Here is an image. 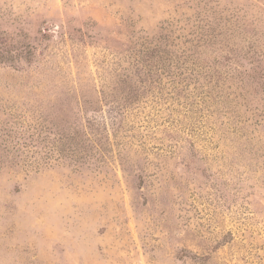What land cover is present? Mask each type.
I'll return each instance as SVG.
<instances>
[{"label": "rangeland", "instance_id": "obj_1", "mask_svg": "<svg viewBox=\"0 0 264 264\" xmlns=\"http://www.w3.org/2000/svg\"><path fill=\"white\" fill-rule=\"evenodd\" d=\"M0 264H264V0H0Z\"/></svg>", "mask_w": 264, "mask_h": 264}]
</instances>
